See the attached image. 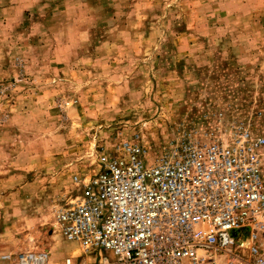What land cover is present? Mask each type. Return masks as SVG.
<instances>
[{
	"label": "rangeland",
	"instance_id": "obj_1",
	"mask_svg": "<svg viewBox=\"0 0 264 264\" xmlns=\"http://www.w3.org/2000/svg\"><path fill=\"white\" fill-rule=\"evenodd\" d=\"M264 134V0H0V254L97 264L57 210L125 140Z\"/></svg>",
	"mask_w": 264,
	"mask_h": 264
},
{
	"label": "built area",
	"instance_id": "obj_2",
	"mask_svg": "<svg viewBox=\"0 0 264 264\" xmlns=\"http://www.w3.org/2000/svg\"><path fill=\"white\" fill-rule=\"evenodd\" d=\"M98 166L57 210L59 232L85 251L109 249L114 264H264V134L191 132L154 159L125 140L99 151ZM49 262L46 250L0 254V264Z\"/></svg>",
	"mask_w": 264,
	"mask_h": 264
},
{
	"label": "bare ground",
	"instance_id": "obj_3",
	"mask_svg": "<svg viewBox=\"0 0 264 264\" xmlns=\"http://www.w3.org/2000/svg\"><path fill=\"white\" fill-rule=\"evenodd\" d=\"M57 227H58V222H57V215H56V220H55V222H54V230L57 229ZM60 234H61V233H60ZM61 235H62V234H61ZM65 239H66V238H65ZM66 240H67V239H66ZM68 241H70V240H68ZM70 242H75V241H70ZM241 242L243 243V245H247V244H248L247 238H243ZM75 243H77V242H75ZM78 244H79V243H78Z\"/></svg>",
	"mask_w": 264,
	"mask_h": 264
}]
</instances>
